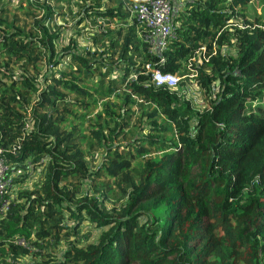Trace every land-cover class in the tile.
<instances>
[{"label": "trees", "instance_id": "trees-1", "mask_svg": "<svg viewBox=\"0 0 264 264\" xmlns=\"http://www.w3.org/2000/svg\"><path fill=\"white\" fill-rule=\"evenodd\" d=\"M55 1L0 0L1 157L26 170L5 194L15 196L0 216V264H264V25L245 18L249 0H182L160 52L130 15L151 0H82L74 25L98 21L85 49L61 42ZM237 19L242 28L228 24ZM194 58L201 108L182 80L154 86L144 68L181 74ZM90 87L120 92L142 129L111 150L135 116L104 102L110 126L89 125L103 149L92 169L77 128H64L94 108ZM36 170L40 182L14 192ZM102 178L119 194L110 208Z\"/></svg>", "mask_w": 264, "mask_h": 264}, {"label": "rangeland", "instance_id": "rangeland-1", "mask_svg": "<svg viewBox=\"0 0 264 264\" xmlns=\"http://www.w3.org/2000/svg\"><path fill=\"white\" fill-rule=\"evenodd\" d=\"M86 1V0H83ZM181 1L182 0H174L173 1V7L174 9H178L181 7ZM3 3H6L5 0H2ZM82 0H72L71 2L62 0L59 2L55 1V10L59 12L58 16L54 17V23L57 27L61 28V42L63 44H66L70 39H75L77 41V46H80L82 49L89 48V37L88 32L96 31V24L98 21L91 22L90 20H85L80 22L77 25H74L75 20L78 18L79 13V7L83 4ZM11 12V10H10ZM244 15L245 18L249 21L255 22L259 21L260 23L258 25L263 26L264 25V0H249L248 4L245 6L244 9ZM16 19L18 21L19 25H22V23H27V18L20 12L17 13ZM230 25L234 23V26L236 28H242L241 22L239 19L236 21L229 20L228 21ZM120 23H110L108 25V28H118ZM79 33V34H78ZM223 53L225 55L235 54V49L232 46L225 45L223 47ZM197 58H195L196 60ZM65 60V57H64ZM194 60V64L198 65L196 63L197 61ZM39 70H42L43 66L38 67ZM59 68V66L57 67ZM15 69V67H14ZM101 71H104V68L101 69ZM186 72H183L181 74H176L178 77V82L183 81L182 85V94L186 100L191 102L194 107L201 108L203 107V94L201 90L199 89L198 85L195 83L193 78H188L185 76ZM110 74V73H109ZM177 87L174 86L172 89H175ZM88 91L92 93L94 108L90 109L88 113H82L79 111H75L78 117L80 119H69L64 125V128H69L71 126H75L77 128V139L78 143L80 145L81 151L83 153L84 158L86 159L87 163L89 164V168L95 167L100 160V156L103 152V149H101L98 144L91 139V136L89 134V130L91 129L89 125L98 123L102 129V131H106L104 125H109L110 123L107 121V116L103 114L104 109H107L103 103L107 102L109 110L117 113L118 108H128L129 111H133V114L135 117L130 118L129 127L123 129V133H125V136L123 139H121V136H118L117 138L113 139L112 144L113 149H119L120 144H125L128 141V138L131 137L132 134H134V137H138L141 133L142 129H139V119H140V111L136 110L135 107H129V106H122L121 104V93L117 92L116 94H113L110 97L107 98H100L98 95L93 94V89L90 87L88 88ZM95 93V92H94ZM95 99V100H94ZM139 102V101H138ZM146 107H143L142 110H145ZM138 111V112H137ZM26 170L24 168H20L19 175H22ZM39 170H36L32 177H28V179H25L20 187L18 186V183H15L13 185L14 192L27 189L30 190L33 185L38 184L41 179V173L38 172ZM18 175V176H19ZM17 178V177H15ZM12 180V179H11ZM100 182L106 184L108 188V194L110 196V199H108L106 202H104V205L106 208H110L113 205V200L117 199L119 196L118 192L114 189V182L107 178L99 179ZM13 184V183H12ZM95 233L96 231H93L91 237L86 242H92L95 239ZM83 243V241H82ZM64 247V243L58 245L56 248H51L50 251L57 254L58 251ZM32 261V260H31Z\"/></svg>", "mask_w": 264, "mask_h": 264}, {"label": "built area", "instance_id": "built-area-1", "mask_svg": "<svg viewBox=\"0 0 264 264\" xmlns=\"http://www.w3.org/2000/svg\"><path fill=\"white\" fill-rule=\"evenodd\" d=\"M173 13V5L170 0H151L147 4H141L134 6L130 12L136 20L147 29L145 35L146 42L148 43L149 50L160 52L164 49L166 41L172 38V25L171 18ZM243 27V26H242ZM194 59H189L187 64V70L185 76L193 78L195 75L189 70L191 62ZM196 63L200 64V59L197 58ZM146 73L149 75V81L154 86H164L166 88H173L178 83V77L174 73H161L156 69H152L149 64L144 65ZM18 146H12L11 152L16 151ZM0 148V216H2L7 210L8 201L14 199V195H10L5 198V194L9 187L10 181L18 174H14V169L10 166V163L1 157ZM11 169V175H7ZM12 179V180H11ZM19 245L24 246L22 241L17 242Z\"/></svg>", "mask_w": 264, "mask_h": 264}]
</instances>
